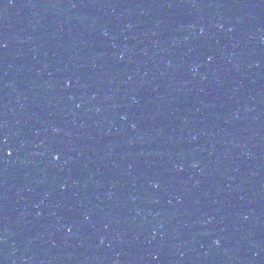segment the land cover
Returning a JSON list of instances; mask_svg holds the SVG:
<instances>
[{
  "label": "water",
  "instance_id": "obj_1",
  "mask_svg": "<svg viewBox=\"0 0 264 264\" xmlns=\"http://www.w3.org/2000/svg\"><path fill=\"white\" fill-rule=\"evenodd\" d=\"M0 264H264V0H0Z\"/></svg>",
  "mask_w": 264,
  "mask_h": 264
},
{
  "label": "snow or ice",
  "instance_id": "obj_2",
  "mask_svg": "<svg viewBox=\"0 0 264 264\" xmlns=\"http://www.w3.org/2000/svg\"><path fill=\"white\" fill-rule=\"evenodd\" d=\"M56 158L58 159L59 157L57 156Z\"/></svg>",
  "mask_w": 264,
  "mask_h": 264
}]
</instances>
